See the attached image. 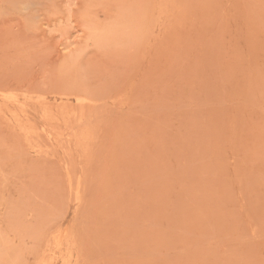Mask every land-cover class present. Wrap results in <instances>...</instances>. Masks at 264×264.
I'll list each match as a JSON object with an SVG mask.
<instances>
[{
	"label": "rangeland",
	"instance_id": "rangeland-1",
	"mask_svg": "<svg viewBox=\"0 0 264 264\" xmlns=\"http://www.w3.org/2000/svg\"><path fill=\"white\" fill-rule=\"evenodd\" d=\"M0 264H264V0H0Z\"/></svg>",
	"mask_w": 264,
	"mask_h": 264
}]
</instances>
